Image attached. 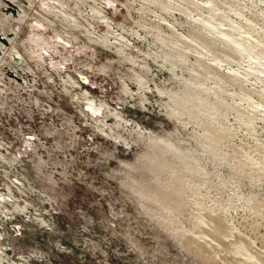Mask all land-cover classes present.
<instances>
[{"label": "rangeland", "instance_id": "obj_1", "mask_svg": "<svg viewBox=\"0 0 264 264\" xmlns=\"http://www.w3.org/2000/svg\"><path fill=\"white\" fill-rule=\"evenodd\" d=\"M105 1L35 8L66 45L4 76L0 264H264V0Z\"/></svg>", "mask_w": 264, "mask_h": 264}, {"label": "bare ground", "instance_id": "obj_2", "mask_svg": "<svg viewBox=\"0 0 264 264\" xmlns=\"http://www.w3.org/2000/svg\"><path fill=\"white\" fill-rule=\"evenodd\" d=\"M49 1L50 0H0V87L4 85V76L7 75V76H9V79H11V84L14 83V85H12L14 88H16L18 91H21L24 88V86H25L24 77L21 74H23V73L24 74L25 73L32 74L31 72L33 71V67H31V65L29 64V60L27 59L26 53L27 52L30 53V52H33L35 50L37 53L39 52L38 55L43 57L44 54H46V53L48 54L50 51V48H46L45 46H40L39 48H37L35 46V42H34L36 38L43 36L44 39H47V41L49 42L50 47H54V48L56 45H59V44H61V46L66 45L65 41L67 39L66 40L63 39L64 41L61 40V38L57 34L46 35L45 29H44V27H45L44 24H46V23L43 22V20H42L43 18L38 19L37 17H33V15H32V13H35L38 16L42 17L41 16L42 14L39 13L38 11H35V8H41L40 6L46 5ZM105 4L106 5H113L112 0H106ZM47 25H49V23H47ZM205 25H207L210 28L212 27L208 23L207 24L205 23ZM26 26H29V28H30V32H29L30 34L28 36V40L30 41L29 47H28V44L24 41H18V43L16 44V41L18 40L22 29L25 28ZM222 37L226 40L227 45H229V46L233 45L235 47L236 51H238V52L245 51V48L242 45L239 46L237 44L238 41L235 40L229 32L222 33ZM21 49H24V52H23V50L21 51ZM248 51L253 53V55L257 56L260 52V47H256V46L252 45ZM50 55H51V53H50ZM52 65H54V64H52ZM78 76L80 77V79H81L80 81L82 83H84V82L86 83L88 81V79L84 73L78 72ZM191 80L193 82H195V78H191ZM5 89H9V88L5 87ZM186 89H187V91L183 92V94H182L183 98H176L177 99L176 104L179 107L181 106V107L187 109L188 111H190L192 113H200L203 115V117L206 119L204 122H202V124L204 126L205 135L209 141V147L211 148V150H213L214 145L218 140V136L212 132V130L208 124V120H210L214 116H217L216 115L217 114V110H216L217 108L215 107L216 105H208L207 103L202 101L199 97L194 96V95H189L188 89H190V86H187ZM9 92L12 93V91H10V90H9ZM4 93H5V91L0 89V96L5 95ZM12 96H13V94H12ZM4 101H6V100H4ZM90 104L91 105H89V104L88 105H89V108L92 110V112H95L97 109H100L97 106H92L93 105L92 103H90ZM97 114H99V113H97ZM165 144L166 143L162 144L163 147L165 146ZM165 152H167L170 155L173 154L176 156H178V154H180L179 151H177L174 146L172 147V145H170L169 147H166V150H164L163 153H165ZM173 155H171V156H173ZM154 160L156 161V159H154ZM160 161H162V160L160 159ZM170 161H171V159H170ZM167 164H169V165H167ZM170 165H173V164H171V162L170 163L161 162V164H159V163L157 164V162H155L153 165H150L148 167L149 171L151 170L153 172L154 180L156 183H160L165 178V172L166 171H164V170L166 169V167H168ZM177 174L178 173L173 172V174L171 176V185H170L169 191L172 193L174 190V185H173L172 181L178 177ZM14 177L16 178V176H14ZM155 189H156V187H155ZM20 190H23V189H20ZM143 190H144V187H143ZM170 192H169V195L172 194ZM12 193H13V190H12ZM142 195H145V194L143 193ZM9 196H10V194H9ZM6 197H8V196L3 195L0 192V202L6 200V199H4ZM9 198H7V199H9ZM161 205L162 204H160V206ZM3 213H4V211H3ZM44 222H46V221H44ZM0 254L3 256H6L1 247H0Z\"/></svg>", "mask_w": 264, "mask_h": 264}, {"label": "flooded vegetation", "instance_id": "obj_3", "mask_svg": "<svg viewBox=\"0 0 264 264\" xmlns=\"http://www.w3.org/2000/svg\"><path fill=\"white\" fill-rule=\"evenodd\" d=\"M35 46L39 48L40 46H45L46 48H51L49 42L44 39L43 36H40L39 38L35 39Z\"/></svg>", "mask_w": 264, "mask_h": 264}, {"label": "crops", "instance_id": "obj_4", "mask_svg": "<svg viewBox=\"0 0 264 264\" xmlns=\"http://www.w3.org/2000/svg\"><path fill=\"white\" fill-rule=\"evenodd\" d=\"M45 40H47V39H45ZM48 42V41H47ZM2 92V91H1Z\"/></svg>", "mask_w": 264, "mask_h": 264}]
</instances>
